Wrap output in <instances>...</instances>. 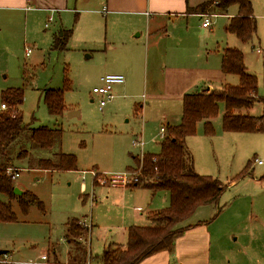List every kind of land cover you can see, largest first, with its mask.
Segmentation results:
<instances>
[{"label":"rangeland","instance_id":"obj_1","mask_svg":"<svg viewBox=\"0 0 264 264\" xmlns=\"http://www.w3.org/2000/svg\"><path fill=\"white\" fill-rule=\"evenodd\" d=\"M250 1L257 20V34L251 43L239 44V47L246 54L248 72L258 79L259 96L264 97V0ZM95 20L96 23L82 24L79 33L78 24L72 19L63 25L55 20L46 30L45 24L49 19L43 14L31 13L27 24L24 15H21V26L16 35L10 29H5V36L0 39V95L9 89H22L24 104L19 111L23 114L24 124L30 129L47 127L62 130L63 133L61 142L51 151H34L26 143V137L20 141L17 151L25 149L30 152V157L14 160L13 166L19 171L15 187L36 195L44 204L45 213L33 206L29 214L24 215L14 202L18 222L0 223V251H8L5 256H0V264H43L42 256L48 257L49 264H77L85 258L88 264H97L106 249L123 244L115 238L121 230L117 231L113 226L121 223L117 217H113L114 214L121 215V210L116 208V213L111 212L110 218L101 217L107 211L104 208L96 209L103 195L101 189L94 193V177L96 173L100 180L99 187L108 188L101 186L105 176L110 179L128 174L129 169L133 168L132 157H141L140 149L133 146L140 134L132 137L131 133L141 131L134 108L143 102V92L136 91L137 97L134 99L116 95L103 111L97 102L92 103V98H95L92 92L100 84V77L111 74L108 73L111 61L100 52L105 46V20L100 15ZM210 20L212 34H194V43L196 46L207 43L213 49L219 46L220 52L222 44H227L231 37L225 31L227 18L217 15ZM69 31H72V35L65 50H55V37ZM28 50L31 51L29 56ZM259 50L261 54H258ZM233 79L238 84V78ZM65 84L67 110L62 116H51L44 103L43 92L47 89H64ZM1 105L0 97V113L6 111ZM72 112H79L80 116L69 118ZM263 112L264 106L256 103L253 109L245 110L242 114L259 117ZM223 115L224 105H221L219 116L213 121V137L205 136L204 124H198L196 135L186 140L185 159L186 164L193 161L198 174L218 179L227 186L239 178V185L230 186L225 192L221 207L226 203L236 206L240 201H246L249 207L255 204L254 212H257L255 215L258 218L253 216V222L239 226L229 219L220 229L224 236L221 253L224 258L227 255L228 263L241 264L240 261L244 260L264 259V132L247 134L242 136L243 142H235L230 134L222 130ZM156 142L150 150L145 148L144 155L160 152V135ZM55 154L76 156L78 171L59 173L31 169L30 161L53 159ZM253 159L262 161V165L254 162L251 175L241 179L240 173ZM137 170L135 166L129 172L131 185L140 177ZM108 181L110 185L111 180ZM197 218L203 217L197 214L186 224ZM72 219H78L89 233L78 240L79 246H71L73 256L68 257L70 244L66 242V224ZM91 222L93 231L88 226ZM151 222L148 220L147 223L137 224L151 226ZM54 251L58 252L57 261ZM77 256L80 259L75 263L73 261Z\"/></svg>","mask_w":264,"mask_h":264},{"label":"crops","instance_id":"obj_2","mask_svg":"<svg viewBox=\"0 0 264 264\" xmlns=\"http://www.w3.org/2000/svg\"><path fill=\"white\" fill-rule=\"evenodd\" d=\"M210 1L212 0H0V39L5 36V29H10L14 35L18 33L21 15H24L27 24L29 14H43L49 19L45 24L46 30L50 29L55 20L63 25L72 19L78 24L77 33L82 29V24L96 23V16H102L106 25V38L104 49L100 52L111 61L108 73L121 74L126 78L124 85L115 88V97L117 95L119 98L134 99L137 97L136 91L143 92V102L136 104L134 108V116L140 123L141 131L131 133V136L140 134L139 137L145 143V152V148L148 151L155 146L159 135L163 141L161 129L180 125L185 95L221 83L237 85L233 78L238 77L226 76L221 70L225 49H239L246 57L239 47L243 43L236 36L230 34L228 43L222 44L220 52L219 46L213 49L207 43L202 46L194 43V34H212V23L208 29L203 28V15H189L188 9ZM235 7H231L226 15L216 10L209 13L213 17L226 16L228 25L230 19L238 14L237 7L233 11ZM245 135L247 134L230 133L235 142H243L242 136ZM158 143L160 145L161 142ZM238 185V181L230 183L228 189ZM94 186V193L101 189L103 195V200L96 209L104 208L107 211L101 217L110 218V213H116V208L121 210V215H113L121 222L119 226L113 225L117 231L121 230L115 236L123 243L120 244L121 247L126 245L129 227L139 226L137 223L140 222L147 223L151 213L167 208L170 203L167 192L153 193L149 189L130 186ZM224 206L226 210L229 203ZM233 206L234 204L229 206L215 220H212L218 213L215 207L200 208L190 219L197 214L203 218L187 223L192 228L177 240L173 251L159 253L141 264H230L226 260L227 255L224 258L221 253L224 240L220 232L222 224L232 219L239 226L247 225L254 221L253 216L257 214L254 212L255 204L249 207L246 201H240ZM88 225L93 231L92 222ZM238 238L239 236L236 240ZM71 246L73 245L69 246L68 257L73 256ZM225 249L227 252V248ZM57 254L54 251L56 261ZM240 262L264 264V259L259 257Z\"/></svg>","mask_w":264,"mask_h":264},{"label":"trees","instance_id":"obj_3","mask_svg":"<svg viewBox=\"0 0 264 264\" xmlns=\"http://www.w3.org/2000/svg\"><path fill=\"white\" fill-rule=\"evenodd\" d=\"M235 6L238 14L230 19L225 31L236 36L243 44L251 43L257 34V20L250 0H212L194 9L189 8L188 14L206 15L216 10L226 15ZM71 35L72 31H69L55 37L54 49L65 50ZM221 70L226 76L238 77L239 83L236 86L221 83L185 95L181 123L166 127L160 152L133 157L141 174L138 182L130 187L149 189L153 193L167 192L170 197L169 206L149 215L151 226L129 227L126 245L109 247L97 260V264H141L159 253L171 252L177 240L192 228L186 221L200 208L215 207L218 213L212 220L223 212L225 206L221 207L220 203L228 186L218 179L198 174L193 161L186 164V140L196 135L199 123L204 124L205 136L213 137V121L219 116L221 105H224V133H263L264 112L259 117L244 115L242 112L253 109L256 103L264 106V97L259 96L258 79L248 72L244 54L239 49L228 48L223 51ZM66 90V84L64 89L44 90V103L51 116H62L67 110L64 100ZM0 97L2 105L7 106V110L0 113V223H16L18 217L14 211V202L24 215H28L33 206L45 213V206L36 195L30 192H23L21 196L15 194V180L7 174L8 169H16L13 166L14 160L30 157V152L25 149L17 151L20 141L26 137V143L34 151H51L61 142L63 133L62 130L47 127L30 129L24 124L23 114L19 111L24 104L22 89H9ZM254 162L253 159L246 164L240 173L241 179L251 175ZM29 164L31 169L49 172L78 171V160L74 155L55 154L53 159L32 160ZM94 184L97 185L96 180ZM66 227V242L70 245H78V240L89 233L78 219L70 220ZM78 259L80 256L73 262ZM79 263L88 264V261L86 258L80 259Z\"/></svg>","mask_w":264,"mask_h":264},{"label":"built area","instance_id":"obj_4","mask_svg":"<svg viewBox=\"0 0 264 264\" xmlns=\"http://www.w3.org/2000/svg\"><path fill=\"white\" fill-rule=\"evenodd\" d=\"M213 15H203L204 18V22H203V28L208 29L211 26V20L210 18ZM31 53L30 50L27 51V56H29ZM258 54H261V51H258ZM126 83V78L124 75L121 74H107L101 77L100 79V84L96 87H94L92 94L95 96V98H92V102L98 103L99 109L101 111H103V109L115 98V88L118 86H122ZM1 108L3 110H7V106L6 105H1ZM161 133L162 135L165 137L166 134V128L161 129ZM144 141L142 138L140 137H136L135 141H134V147L139 148L141 150V157H143L144 152H143V148H144ZM140 157V156H139ZM256 163H258L259 165H262V161L260 160H255ZM137 168V167H136ZM138 170L136 172H141L140 168H137ZM130 172V171H129ZM124 174V175H119V176H113L112 178H107L105 175L100 174V176H105V180H103V184L101 186H109V187H128L131 186V183L128 181V177L130 176V174ZM7 174L9 176H11L14 180L16 178L19 177V171L15 170V169H8L7 170ZM141 174V173H140ZM94 182L96 180L97 185L99 184L100 180H98V176L95 173V177H94ZM108 180H111L110 185L107 184L109 183ZM138 181L135 180L136 184ZM132 184V185H134ZM99 186V185H98ZM89 226V225H88ZM90 228V227H89ZM42 260L44 261L43 264H49L48 262V258L47 256H43Z\"/></svg>","mask_w":264,"mask_h":264},{"label":"water","instance_id":"obj_5","mask_svg":"<svg viewBox=\"0 0 264 264\" xmlns=\"http://www.w3.org/2000/svg\"><path fill=\"white\" fill-rule=\"evenodd\" d=\"M80 116L79 112H72L69 114V118H73V117H78ZM15 194L18 196H21L23 194V191H21L20 189L16 188L15 189ZM8 251H0V256H5L7 254Z\"/></svg>","mask_w":264,"mask_h":264}]
</instances>
